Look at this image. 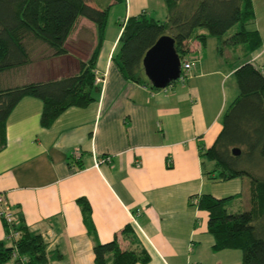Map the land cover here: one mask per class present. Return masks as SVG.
<instances>
[{
	"label": "crops",
	"instance_id": "crops-1",
	"mask_svg": "<svg viewBox=\"0 0 264 264\" xmlns=\"http://www.w3.org/2000/svg\"><path fill=\"white\" fill-rule=\"evenodd\" d=\"M116 5H124V16L115 17L117 29L105 30L95 69L104 83H96V101L67 109L49 128L40 125L42 103L36 98L24 97L10 113L0 150V194L28 230L41 235L48 264H94V239L87 234L79 198L90 204L96 240L107 243L116 236L125 248L120 231L130 225L150 257L147 264H241L238 250H212L207 214L190 198L236 196L231 206L240 204L247 187L245 177L211 179L204 172L213 164L201 157L222 130L228 101L238 95L233 83L228 90L226 84L244 61L225 57L223 46L220 54L214 37L203 46L191 39L184 59H198L185 82L157 90L125 80L112 61L122 25L142 13L165 21L167 12L164 0H125L111 5L108 16ZM252 7L251 28L261 47L247 60L264 74V0H252ZM107 29L114 31L109 43ZM95 44L94 25L81 18L66 42V55L50 58L49 50L37 46L31 64L0 74V90L73 75ZM104 157L110 162L95 167ZM0 242L13 246L1 218Z\"/></svg>",
	"mask_w": 264,
	"mask_h": 264
},
{
	"label": "trees",
	"instance_id": "trees-1",
	"mask_svg": "<svg viewBox=\"0 0 264 264\" xmlns=\"http://www.w3.org/2000/svg\"><path fill=\"white\" fill-rule=\"evenodd\" d=\"M93 1L0 0V74L31 64L37 46L49 50L50 58L66 55V42L81 18L90 21L96 33L94 49L86 60L78 61L75 74L0 90V150L5 145L7 119L24 97L41 101L42 128H49L67 109L85 108L96 101L100 87L95 82V69L109 8L125 0H109L104 7L94 6ZM164 3L165 21L144 13L127 18L112 61L125 80L153 89L143 73L142 59L160 37L174 40L181 62L186 61L187 42L191 39L201 46L208 37L219 39L220 54L223 43L242 46L244 62L233 73L238 95L223 114L222 130L214 144L201 157L213 164L212 170L204 172L211 179L225 182L248 177V184L240 193L236 211L227 207L236 196L218 199L208 194L194 195L190 204L207 214V232L214 239V252L238 250L241 264H264V176H255L240 166L242 156L252 164L264 161V74L247 60L261 47L258 32L251 28L252 0H164ZM234 27L235 32L223 39ZM201 30L204 33H199ZM233 148L239 150V155L231 153ZM77 203L87 234L94 239V264L149 262L148 253L139 245L130 225L120 231L121 240L128 243L125 248L116 236L101 243L96 240L90 204L85 198H79ZM17 218L18 222L13 224L2 219L7 235L18 232L19 237L13 240L11 248L0 242V264L11 260L14 248L26 258V264H48L47 245L41 235L29 231L20 215Z\"/></svg>",
	"mask_w": 264,
	"mask_h": 264
},
{
	"label": "water",
	"instance_id": "water-1",
	"mask_svg": "<svg viewBox=\"0 0 264 264\" xmlns=\"http://www.w3.org/2000/svg\"><path fill=\"white\" fill-rule=\"evenodd\" d=\"M143 73L154 89H165L175 82L181 71V61L174 49V40L163 36L158 39L142 59ZM231 153L239 155V150L233 148Z\"/></svg>",
	"mask_w": 264,
	"mask_h": 264
},
{
	"label": "rangeland",
	"instance_id": "rangeland-1",
	"mask_svg": "<svg viewBox=\"0 0 264 264\" xmlns=\"http://www.w3.org/2000/svg\"><path fill=\"white\" fill-rule=\"evenodd\" d=\"M121 14H122V16H124V5H116V6L112 7V9H111V11L109 13V16H108V21H107L108 29L109 28L117 29V26L113 25V22L115 21V17L116 16H120ZM155 14H156V16L160 15L159 8L156 10ZM153 18L156 19L157 17H155L153 15ZM108 29H107V32H106L107 43H109L111 41L112 36H114L113 29H111V30H108ZM235 30H236V27L230 29L229 32L227 34H225V36H223V39H226L228 36L232 35L235 32ZM217 41L220 42L219 39ZM222 46H223V48H225L224 49L225 50V57L233 59L234 62H239V61L242 62L243 55H242V51H241V49H242L241 45H235L234 46V45H229V44L223 43ZM35 52H39V50H36ZM35 52L32 53L33 56H34ZM190 59H192V58H190ZM196 59H198V58H196ZM196 64L197 63H195V65L191 69V71L194 70ZM232 83L236 87L235 91L238 94V89H237L234 77L231 78V80H229V82H227L226 89L228 90L229 89V85H232ZM231 100L228 101L227 106H229V104L232 102ZM240 166L244 170L248 169L255 176H264V161H259L257 163H253L252 164V162H250V160H248V159L246 160V157L242 156V159L240 160ZM246 179H248V177H246ZM238 205H239V202H234L233 205H231V206H230V203H228L227 207H228V210H230V211H236L237 210L236 207Z\"/></svg>",
	"mask_w": 264,
	"mask_h": 264
},
{
	"label": "built area",
	"instance_id": "built-area-1",
	"mask_svg": "<svg viewBox=\"0 0 264 264\" xmlns=\"http://www.w3.org/2000/svg\"><path fill=\"white\" fill-rule=\"evenodd\" d=\"M195 63H197V60H186L184 62H181V71L178 79L176 81H179L180 83H183L188 78L191 69L194 67ZM261 72L262 69H260ZM96 80L95 82L98 83H104V79L97 75L96 73ZM74 157H78V153H75L73 155ZM110 159L108 157H104L102 159L96 160L94 162V166L97 167L101 164L109 163ZM0 218L4 219L8 224H13L18 222L17 215L14 213L11 205L7 203V201L4 199L3 195L0 194ZM17 237H19L18 232H11L10 238L12 240H15ZM2 264H26V258L19 256L16 249L14 248V251L11 255V260L8 262L2 263Z\"/></svg>",
	"mask_w": 264,
	"mask_h": 264
}]
</instances>
